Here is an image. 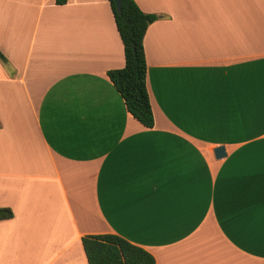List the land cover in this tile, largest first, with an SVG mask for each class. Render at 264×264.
<instances>
[{
  "label": "crops",
  "instance_id": "0c3cea01",
  "mask_svg": "<svg viewBox=\"0 0 264 264\" xmlns=\"http://www.w3.org/2000/svg\"><path fill=\"white\" fill-rule=\"evenodd\" d=\"M135 2L152 127L107 75L108 0H0V264H88L106 233L155 264H264V0Z\"/></svg>",
  "mask_w": 264,
  "mask_h": 264
},
{
  "label": "trees",
  "instance_id": "16d2710c",
  "mask_svg": "<svg viewBox=\"0 0 264 264\" xmlns=\"http://www.w3.org/2000/svg\"><path fill=\"white\" fill-rule=\"evenodd\" d=\"M108 1L122 41L124 65L108 70L107 75L128 112L145 127H152L154 117L146 88L143 38L148 25L158 16L142 11L135 0H120L119 9L114 0ZM66 2L55 0L56 4ZM0 60L6 61L1 51ZM12 216L9 208L0 207V220ZM81 241L88 264H155L151 253L117 234H89L82 236Z\"/></svg>",
  "mask_w": 264,
  "mask_h": 264
},
{
  "label": "water",
  "instance_id": "95a60500",
  "mask_svg": "<svg viewBox=\"0 0 264 264\" xmlns=\"http://www.w3.org/2000/svg\"><path fill=\"white\" fill-rule=\"evenodd\" d=\"M116 8H120V0H114ZM214 153L217 158L222 157L225 154V150L223 146H217L214 148Z\"/></svg>",
  "mask_w": 264,
  "mask_h": 264
}]
</instances>
